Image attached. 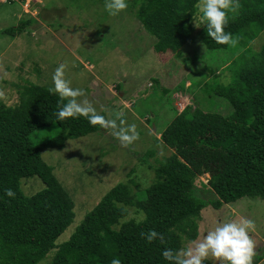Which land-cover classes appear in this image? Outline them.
I'll return each mask as SVG.
<instances>
[{"label": "trees", "instance_id": "trees-1", "mask_svg": "<svg viewBox=\"0 0 264 264\" xmlns=\"http://www.w3.org/2000/svg\"><path fill=\"white\" fill-rule=\"evenodd\" d=\"M127 3L154 37L153 50L159 55L176 56L191 42L198 0ZM239 5L236 13H229L226 31L239 39L237 57L248 58L231 83H218L214 73L215 84L208 87L211 96L227 101L231 114L206 112L190 92L192 84L173 91L163 86L169 98L174 91L189 92L195 105L180 112L171 106L175 115L159 136L168 155L148 163L146 157L153 155L148 149L139 157L153 170L154 180L145 187L134 181L113 185L63 241L57 239L74 220V202L41 153L61 149L68 139L101 128L84 117L57 121L59 96L49 92L50 86L24 83L16 86L17 103L0 102V264H111L113 258L121 264H168L162 249H179L184 236L197 237L204 208L216 210L244 197L264 203V42L258 51L247 47L264 29V0H239ZM34 22L33 17L20 20L1 29L0 35L14 36ZM200 37L209 50L229 47L212 41L205 26ZM50 125L57 127L52 136L31 139L37 129ZM203 174H208L207 183L197 182ZM33 177L43 187L26 194L22 184ZM7 189L15 196L7 197ZM130 208L140 213V219H125ZM152 229L163 234L165 243L159 239L149 243L141 236ZM256 253L254 264L263 257Z\"/></svg>", "mask_w": 264, "mask_h": 264}, {"label": "rangeland", "instance_id": "rangeland-1", "mask_svg": "<svg viewBox=\"0 0 264 264\" xmlns=\"http://www.w3.org/2000/svg\"><path fill=\"white\" fill-rule=\"evenodd\" d=\"M11 1L0 0V30L29 17L36 22L14 36L0 35V102L17 103L20 90L16 86L24 83L51 86L52 73L64 63L73 86L85 90L83 99L92 102L108 119L119 117L136 124L140 134L138 141L124 147L110 133L99 129L68 139L61 149L42 151V160L53 168L74 202V220L57 242L69 237L75 225L113 185L134 181L145 187L154 180L153 170L139 157L148 149L153 150V155L146 157L148 163L168 155L170 150L159 141L160 132L175 112L195 105L189 92L174 91L169 98L162 92L163 86L173 91L192 84L189 90L206 112L231 114L225 99L211 96L209 83L215 84L214 73L219 75L218 83H231L248 57H237L239 44L235 48L207 49L200 37L203 25L197 28L194 24L191 42L183 45L176 56L159 55L153 50L154 37L134 16L135 9L127 7L112 16L105 11L104 0ZM195 16V22L200 23L198 9ZM263 42L264 29L256 32L247 47L258 51ZM200 81L202 85L198 86ZM56 130L55 125L39 128L31 139L38 142ZM161 149L163 156L159 155ZM208 179L203 174L196 181L207 183ZM30 180L22 184L24 193L43 187L39 179ZM200 216L197 237L184 236L181 247L214 228L218 221L247 218L255 223L251 236L255 251L263 256L257 264H264V203L260 199L244 197L216 210L208 206ZM129 218L140 219V213L130 208L125 219ZM206 264L220 262L210 258Z\"/></svg>", "mask_w": 264, "mask_h": 264}, {"label": "clouds", "instance_id": "clouds-1", "mask_svg": "<svg viewBox=\"0 0 264 264\" xmlns=\"http://www.w3.org/2000/svg\"><path fill=\"white\" fill-rule=\"evenodd\" d=\"M127 7V0H104L105 11L112 16ZM196 7L200 14V23L193 22L197 28L205 26L207 36L216 44L233 48L238 45V37H234L226 28L229 13H236L240 7L239 0H198ZM65 70L64 63L55 68L49 88V92L59 96L55 112L57 121L84 117L91 125H99L102 130L110 133L124 147L133 145L140 139L136 124L127 123L119 117L108 119L97 111L92 102L83 99L86 96L85 90L74 87ZM159 155H164L162 149ZM5 195L14 197L15 193L7 189ZM254 227V221L247 218L218 221L214 228L179 249L163 248L161 256L168 264H206L210 258H215L220 264H254V257L257 255L256 244L251 236ZM141 236L149 243L156 239L161 244L165 243L163 234L154 229L147 233L142 232ZM111 264H121V261L113 258Z\"/></svg>", "mask_w": 264, "mask_h": 264}]
</instances>
